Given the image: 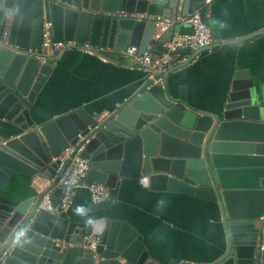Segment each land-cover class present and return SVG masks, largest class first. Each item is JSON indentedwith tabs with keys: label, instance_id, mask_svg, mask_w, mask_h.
Here are the masks:
<instances>
[{
	"label": "water",
	"instance_id": "1",
	"mask_svg": "<svg viewBox=\"0 0 264 264\" xmlns=\"http://www.w3.org/2000/svg\"><path fill=\"white\" fill-rule=\"evenodd\" d=\"M206 1L0 0V170L58 180L69 162L61 169L57 158L85 139L86 185L102 184L110 200L125 181H136L151 192L215 204L225 243L210 264H264V114L250 73H235L223 104L213 112L192 107L183 92L175 96L167 84L172 73L202 53L264 31L194 53L180 51L190 59L162 76L163 85L157 77L148 80L111 111L90 114L79 108L47 123L32 115L54 64L28 53L40 50L44 24H51L54 41L91 43L98 58L111 63L129 47L142 54L151 48L160 56L175 32L194 33L190 26L172 27L154 44V21L122 13L176 19L203 10ZM61 199V192H54L56 214H49L37 212L41 199L31 207L0 198V264H164L130 224L109 217L72 219L60 210ZM84 235L99 238L94 253L79 245Z\"/></svg>",
	"mask_w": 264,
	"mask_h": 264
},
{
	"label": "crops",
	"instance_id": "2",
	"mask_svg": "<svg viewBox=\"0 0 264 264\" xmlns=\"http://www.w3.org/2000/svg\"><path fill=\"white\" fill-rule=\"evenodd\" d=\"M200 12L215 44L264 31V0H211ZM152 41L157 43L153 36ZM148 53H152L151 48ZM174 57L175 67L190 59L184 57L185 62L178 65L181 59L175 61ZM112 58L113 62L103 63L98 56L67 50L54 59L52 73L32 106L33 118L47 123L79 108L90 114L105 113L155 79L129 59ZM237 71L250 73L255 101L264 114V34L202 53L172 73L167 84L175 96L183 92L192 107L213 112L223 104ZM55 180L28 179L0 170V198L16 204L29 202L33 207L53 189ZM67 212L72 219L84 222L109 217L130 224L142 237L146 250L164 264L171 260L210 264L220 256L225 243L215 204L178 193L151 192L136 181H125L113 191L112 200L99 205L91 202L87 190L79 189Z\"/></svg>",
	"mask_w": 264,
	"mask_h": 264
},
{
	"label": "built area",
	"instance_id": "3",
	"mask_svg": "<svg viewBox=\"0 0 264 264\" xmlns=\"http://www.w3.org/2000/svg\"><path fill=\"white\" fill-rule=\"evenodd\" d=\"M210 0L206 1L209 4ZM138 20L154 21L155 32L153 40L158 41L170 28L175 27L180 29L183 26H190L193 28V35H180L175 32L172 40L162 47L166 51L160 56L153 55L152 53H140L139 48L129 47L125 52L120 54L123 59L133 61L135 67L142 71L157 77L156 83L164 84L162 76L169 70L173 69L176 65L172 62V55L178 56L180 51L189 50L194 53L198 50L211 47L215 45V39L209 25L204 20V15L200 11H195L186 17H177L176 19L164 17H152L149 15L141 14H125ZM207 16V14H206ZM67 50H77L89 56H98L97 50L89 44L77 45L72 42H56L53 39L52 26L47 23L44 24L42 31V43L39 51H29L30 55L38 56L42 62L47 60H54L60 58ZM103 63H109L106 57H100ZM185 59L182 58L177 64H182ZM87 140L80 139V141L72 147L65 150L57 160L61 161V169L68 161L69 164L64 168L62 174L58 175V180L53 182V189L46 192L38 205L37 212H45L49 214H56V209L53 202V194L59 191L62 194L58 206L61 211H67L73 204L75 193L79 189H85L90 195L91 202L99 205L110 200V191L102 184L94 183L86 185V179L89 171V162L83 157ZM99 238L93 235H84L81 237L79 245L84 249L95 252L99 245Z\"/></svg>",
	"mask_w": 264,
	"mask_h": 264
},
{
	"label": "trees",
	"instance_id": "4",
	"mask_svg": "<svg viewBox=\"0 0 264 264\" xmlns=\"http://www.w3.org/2000/svg\"><path fill=\"white\" fill-rule=\"evenodd\" d=\"M182 58H184V56L178 55V56H175L173 59H175V61H178Z\"/></svg>",
	"mask_w": 264,
	"mask_h": 264
}]
</instances>
